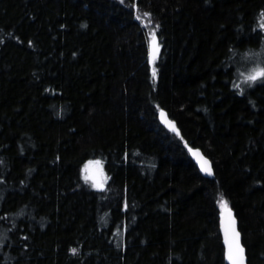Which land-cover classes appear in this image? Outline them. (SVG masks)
Here are the masks:
<instances>
[{
    "label": "trees",
    "instance_id": "trees-1",
    "mask_svg": "<svg viewBox=\"0 0 264 264\" xmlns=\"http://www.w3.org/2000/svg\"><path fill=\"white\" fill-rule=\"evenodd\" d=\"M134 8L156 28L155 78ZM261 13L264 0H0V264H227L220 198L248 264H264V86L240 76L264 67ZM93 159L103 190L82 184Z\"/></svg>",
    "mask_w": 264,
    "mask_h": 264
},
{
    "label": "snow or ice",
    "instance_id": "snow-or-ice-1",
    "mask_svg": "<svg viewBox=\"0 0 264 264\" xmlns=\"http://www.w3.org/2000/svg\"><path fill=\"white\" fill-rule=\"evenodd\" d=\"M121 4L125 3V0H120ZM145 15H151L150 13H145ZM264 15V13H261ZM140 16H136L137 20H140ZM159 27L158 25L156 26ZM261 29L264 30V22L260 25ZM149 53V63L154 64L159 53V44L157 42V37L155 32L151 34V43L148 46ZM153 78L156 76V70L153 69ZM240 76L245 77V83L249 87H253L255 85L264 86V67L257 66L253 68L246 76L245 73L241 72ZM236 87H239L238 85ZM161 116H164V113L161 112ZM163 124L174 133L177 137L183 140V136L178 131L175 124L169 119H163ZM184 147L187 149L189 153L192 154L196 158V162L199 165V170L205 173L207 176L213 175V170L210 162L200 153L199 150H193L188 144L185 142ZM90 167L95 168V172L92 175H89ZM83 179L85 182L91 180L92 186L97 189L103 190V185L106 182V177H104L103 173L100 171V162L99 161H89L83 170ZM220 205V222L221 228L224 234V245H225V253L224 257L228 261V264H245V249L241 245L240 233L237 231L236 220L233 216V213L228 206L226 200H221L218 202ZM73 254L76 253V249L73 248L71 250Z\"/></svg>",
    "mask_w": 264,
    "mask_h": 264
},
{
    "label": "rangeland",
    "instance_id": "rangeland-1",
    "mask_svg": "<svg viewBox=\"0 0 264 264\" xmlns=\"http://www.w3.org/2000/svg\"><path fill=\"white\" fill-rule=\"evenodd\" d=\"M134 10H135V12H136V16H140L141 18H140V21L144 24V26H145V28H146V31H147V36H148V43H149V45H150V43H151V34L153 33V31L155 32V34H156V28H155V26L153 25V22H152V20L149 18V16L148 15H145L144 13H141V12H139L136 8H134ZM158 42V41H157ZM159 53H160V46H159ZM159 53H158V55H157V58H156V61H155V63L157 62V60H158V56H159ZM155 63H154V65H155ZM152 64V63H151ZM153 64H152V68L154 69L155 68V66H154ZM247 75V74H246ZM245 75V76H246ZM245 78V77H244ZM243 79V78H242ZM91 161H93V162H95V161H99L100 162V171L103 173V175H104V177H106V182L104 183V185H103V189H104V187L106 186V184H107V182H108V177H107V173H106V170H105V166H104V163L101 161V160H97V159H93V160H91ZM89 162H87L85 165H87ZM85 165H84V167H83V169L81 170V180H82V184L83 185H85V186H87L88 188H94L93 186H92V183H91V180H89L88 182H85V180L83 179V170H84V168H85ZM95 172V168H93V167H90V169H89V175H92L93 173ZM97 189V188H96ZM221 200H224L223 198H220V201ZM228 206L230 207V205L228 204ZM219 207H220V205H219Z\"/></svg>",
    "mask_w": 264,
    "mask_h": 264
},
{
    "label": "water",
    "instance_id": "water-1",
    "mask_svg": "<svg viewBox=\"0 0 264 264\" xmlns=\"http://www.w3.org/2000/svg\"><path fill=\"white\" fill-rule=\"evenodd\" d=\"M163 119H168L167 117H166V113L164 112V116L161 118V121H163ZM172 121V120H171ZM163 123V122H162ZM164 125V124H163ZM165 126V125H164ZM165 128L169 131V129L165 126ZM171 132V131H170ZM198 150V149H197ZM195 151V150H194ZM200 151V153L203 155V153H202V151L201 150H199ZM191 155V158H192V160L196 163V165L198 166V169H199V165L197 164V162H196V158L194 157V156H192V154H190ZM204 156V155H203ZM205 157V156H204ZM206 158V157H205ZM207 159V158H206ZM209 162H210V164H211V167H212V170H213V163L209 160V159H207ZM202 174L206 177V178H212L213 176H214V173H213V175L212 176H207L205 173H203L202 172ZM231 211H232V213H233V216H234V218H235V220H236V227H237V231L240 233V240H241V245L244 247V245H243V238H242V235H241V232H240V230H239V223H238V220H237V218H236V215H235V212H234V210L233 209H231ZM220 230H221V235H222V239H223V245H224V234H223V230H222V228H221V222H220ZM224 248H225V245H224ZM244 249H245V264H248V258H247V252H246V248L244 247ZM227 261V260H226ZM227 263H228V261H227Z\"/></svg>",
    "mask_w": 264,
    "mask_h": 264
},
{
    "label": "bare ground",
    "instance_id": "bare-ground-1",
    "mask_svg": "<svg viewBox=\"0 0 264 264\" xmlns=\"http://www.w3.org/2000/svg\"><path fill=\"white\" fill-rule=\"evenodd\" d=\"M163 113H164V111H162ZM166 113V112H165ZM166 117L169 119V120H171L170 119V117L168 116V114L166 113ZM161 118H162V116H161V112H160V122H161V124H162V126L165 128V126L163 125V123H162V121H161ZM172 122L175 124V122L172 120ZM175 126H176V124H175ZM172 133V132H171ZM174 134V133H173ZM191 154V153H190ZM204 155V154H203ZM191 156V155H190ZM205 156V155H204ZM206 157V156H205ZM207 158V157H206ZM192 159V158H191ZM208 159V158H207ZM194 162V161H193ZM195 163V162H194ZM196 164V163H195ZM197 166V165H196ZM197 168H198V166H197ZM200 171V170H199ZM200 173L202 174V172L200 171ZM213 173H214V170H213ZM203 175V174H202ZM204 176V175H203ZM205 177V176H204ZM214 177V176H213ZM212 177V178H213ZM230 209H232L231 207H230ZM235 212V211H234ZM236 215V214H235ZM227 262V261H226ZM228 264V263H227Z\"/></svg>",
    "mask_w": 264,
    "mask_h": 264
}]
</instances>
